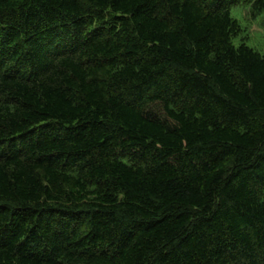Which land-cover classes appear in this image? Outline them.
I'll return each mask as SVG.
<instances>
[{"label": "trees", "instance_id": "obj_1", "mask_svg": "<svg viewBox=\"0 0 264 264\" xmlns=\"http://www.w3.org/2000/svg\"><path fill=\"white\" fill-rule=\"evenodd\" d=\"M240 1L0 0V264H264Z\"/></svg>", "mask_w": 264, "mask_h": 264}, {"label": "rangeland", "instance_id": "obj_2", "mask_svg": "<svg viewBox=\"0 0 264 264\" xmlns=\"http://www.w3.org/2000/svg\"><path fill=\"white\" fill-rule=\"evenodd\" d=\"M231 14L241 27L234 44L238 46L244 42L264 55V11L257 12L250 0H241L232 6Z\"/></svg>", "mask_w": 264, "mask_h": 264}]
</instances>
